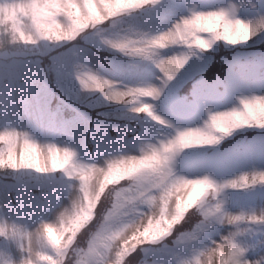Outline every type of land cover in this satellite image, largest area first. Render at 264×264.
<instances>
[{
    "label": "clouds",
    "instance_id": "1",
    "mask_svg": "<svg viewBox=\"0 0 264 264\" xmlns=\"http://www.w3.org/2000/svg\"><path fill=\"white\" fill-rule=\"evenodd\" d=\"M240 65L264 0H0V264H264Z\"/></svg>",
    "mask_w": 264,
    "mask_h": 264
},
{
    "label": "rangeland",
    "instance_id": "2",
    "mask_svg": "<svg viewBox=\"0 0 264 264\" xmlns=\"http://www.w3.org/2000/svg\"><path fill=\"white\" fill-rule=\"evenodd\" d=\"M259 69L260 68L254 66L240 65L237 67L236 72L237 75L240 77L246 78L256 83H260L261 77H264V74H261ZM247 145H249L247 147L248 151H250L253 154H258L259 149L256 147V145L253 142L249 141ZM253 196L257 203L264 202V191L258 190L253 194Z\"/></svg>",
    "mask_w": 264,
    "mask_h": 264
}]
</instances>
